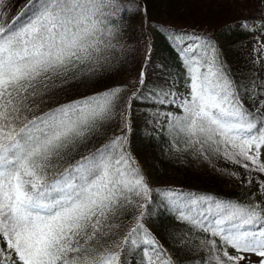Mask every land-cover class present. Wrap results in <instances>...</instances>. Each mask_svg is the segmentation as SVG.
Wrapping results in <instances>:
<instances>
[{
    "label": "snow or ice",
    "instance_id": "6c2138e0",
    "mask_svg": "<svg viewBox=\"0 0 264 264\" xmlns=\"http://www.w3.org/2000/svg\"><path fill=\"white\" fill-rule=\"evenodd\" d=\"M121 13L147 21L143 0H28L11 18L0 0V264H179L146 226L157 203L199 235L176 241L197 264H264V181L237 199L153 189L128 151L132 102L149 99L179 110L150 113L171 151L242 167L250 186L264 174V78L245 107L215 42L168 29L179 80L145 97L142 66L131 85L75 97L114 67ZM122 217L134 224L120 236Z\"/></svg>",
    "mask_w": 264,
    "mask_h": 264
},
{
    "label": "trees",
    "instance_id": "16d2710c",
    "mask_svg": "<svg viewBox=\"0 0 264 264\" xmlns=\"http://www.w3.org/2000/svg\"><path fill=\"white\" fill-rule=\"evenodd\" d=\"M6 3L11 18L24 9L28 0H6ZM143 3L147 8V21L140 14H120L126 26L121 29L114 67L102 79L79 85L75 97L115 85H131L142 66L147 69V87L142 89L145 97L154 90L172 85L184 73L178 53L167 38V30L174 29L211 38L230 77L241 86L245 107L255 106L260 95L253 99L249 96L258 91L254 83L260 84L264 78V4L261 0H143ZM245 18L250 25L248 30L239 26ZM149 45L151 54L146 62ZM176 87L180 90V85ZM53 106H42V110ZM158 110L179 111L171 106H154L149 99L133 101L128 138V151L153 189L206 193L222 199H237L257 192V181H264V174L253 173L252 184L248 186V176L242 167L171 151L165 130L155 128V120L150 115ZM232 172H236L239 179L231 176ZM153 195L155 199V193ZM256 199L259 201L260 196ZM150 208L153 214L146 219V226L164 248L178 258L179 264H197L201 254L187 255L184 245L176 241L186 239L189 245H195L199 235L185 231V225L162 215L163 209L158 203ZM120 223L119 235L123 236L134 220L122 217Z\"/></svg>",
    "mask_w": 264,
    "mask_h": 264
},
{
    "label": "rangeland",
    "instance_id": "374dc122",
    "mask_svg": "<svg viewBox=\"0 0 264 264\" xmlns=\"http://www.w3.org/2000/svg\"><path fill=\"white\" fill-rule=\"evenodd\" d=\"M152 31V30H151ZM129 145V144H128ZM263 161H264V150H262V154H261V157H260ZM252 259H256L254 256L252 257Z\"/></svg>",
    "mask_w": 264,
    "mask_h": 264
}]
</instances>
